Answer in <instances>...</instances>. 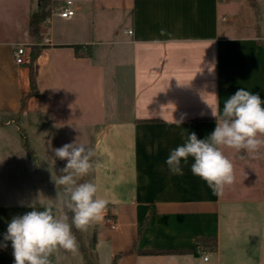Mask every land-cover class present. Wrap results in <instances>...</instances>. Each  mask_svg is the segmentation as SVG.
Here are the masks:
<instances>
[{"label":"crops","instance_id":"obj_1","mask_svg":"<svg viewBox=\"0 0 264 264\" xmlns=\"http://www.w3.org/2000/svg\"><path fill=\"white\" fill-rule=\"evenodd\" d=\"M53 1L61 7L68 0ZM71 1L75 16L53 14L36 40L30 32L36 0H0V116L11 117L0 124V155L9 156L29 188L24 200L0 204V264H14L11 241H4L13 217L32 205H52L59 214L63 195L54 181L67 161L56 158L54 149L75 141L94 149V171L84 179L109 201L93 228L99 264H113L115 257L117 264H203L205 254L208 264H264V148L247 155L257 157L258 174L220 195L192 174V157L182 162V176L171 175L165 163L188 133L205 139L214 131L212 110L219 118L238 89L264 101L258 1ZM108 43L121 46L124 62L98 51ZM77 44L92 45V56L77 57L71 47ZM18 46L26 50L25 65L16 64ZM34 47L40 49L39 95L30 97ZM126 85L129 103L115 100L108 109L109 95L123 96ZM181 118L177 126L174 120ZM233 150L223 149L227 157ZM109 220L117 223L115 230ZM198 239H216V251L198 247Z\"/></svg>","mask_w":264,"mask_h":264},{"label":"clouds","instance_id":"obj_2","mask_svg":"<svg viewBox=\"0 0 264 264\" xmlns=\"http://www.w3.org/2000/svg\"><path fill=\"white\" fill-rule=\"evenodd\" d=\"M212 70L210 66L209 71ZM212 115L216 118L214 131L205 139L187 132L184 142L170 151L165 163L171 175L182 176V162L186 165L192 157V174L220 195L235 181L233 162L223 149L259 154L264 148V101L259 94L241 88L224 102L219 118L213 110ZM174 122L180 126L183 118ZM54 154L67 161L54 181L57 187L62 186L63 196L57 195L62 211L57 214L52 205L43 210L32 205V211L12 218L4 241H11L14 264H53V257L61 250L75 254L78 244L73 227L86 231L91 224L102 220L107 210L109 201L97 195L98 186L91 181L80 182L94 171V149L75 141L54 149ZM210 258L205 254L201 260L208 264Z\"/></svg>","mask_w":264,"mask_h":264},{"label":"rangeland","instance_id":"obj_3","mask_svg":"<svg viewBox=\"0 0 264 264\" xmlns=\"http://www.w3.org/2000/svg\"><path fill=\"white\" fill-rule=\"evenodd\" d=\"M259 5L262 7V13H263V19H264V0H257ZM59 3L55 2V5L53 6L52 14L51 16L58 11L60 8ZM255 9V7L253 6ZM254 12L256 11V16H257V22L259 21V18L261 17V13L259 9L253 10ZM98 51L100 53L104 54L109 51H111L115 56L120 58L122 62L125 61V51L121 50V46L118 44H113V43H108V44H102L98 46ZM115 60V58H114ZM114 65H110L108 69V76L111 78V75L114 71ZM127 82L129 84L130 82V73L128 71L127 73ZM111 86V85H109ZM126 92L123 94V96L117 93H114V98L109 95L108 98V109H111L116 102L121 105L129 103L128 100L130 101V85H126ZM118 95V96H117ZM116 103V105H117ZM120 109V108H119ZM2 117H5V120L8 121L9 116H0V121L3 120ZM242 153H244L243 150H241ZM248 154H240L239 152L233 150V153H231V156L228 157L234 165V174H235V181L234 184L237 186H244V182L247 180L248 177L250 176H255L258 173L257 168H258V162H257V157L254 155V157H247ZM244 156L245 159H242L241 157ZM67 163V162H66ZM66 165V164H65ZM63 165L59 170H57V175H61V170L65 167ZM18 171L16 167L13 165L12 162L9 161V156L8 155H0V204L4 203H9V202H14L17 200H24L26 198V191L29 189L27 186L24 185L23 179L18 178ZM85 177L81 179L80 182H84ZM251 179H253L251 177ZM256 184L259 185V181H256ZM230 186H226V189H229ZM62 189V186H60ZM36 190V187L33 188V190ZM243 189V188H242ZM62 195H63V190H62ZM62 211V209H60ZM59 211V212H60ZM69 217L71 218V213H69ZM97 222H94L91 224L86 231H79L80 237L82 238V242L78 240V236L75 234L73 231V234L76 236L77 239V244H78V251L73 254L71 252H66L61 250L58 253V264H87L84 259V247L85 250L89 253L90 251L94 254V250L92 248V241H93V228L94 225ZM105 260V258H103Z\"/></svg>","mask_w":264,"mask_h":264},{"label":"trees","instance_id":"obj_4","mask_svg":"<svg viewBox=\"0 0 264 264\" xmlns=\"http://www.w3.org/2000/svg\"><path fill=\"white\" fill-rule=\"evenodd\" d=\"M37 8L31 15L30 20V32L32 36L38 40L39 39V29L41 23L46 21L48 18L51 17L53 6L55 5V2L53 0H36ZM77 57L79 58H90L93 53V47L92 45H82L77 44L71 46ZM40 49L37 47H34L31 51L30 55V61L28 63L29 67V80H30V88L31 91L29 93L30 97H37L39 95V88L37 84V67H36V60L39 56ZM25 102H22V110L24 107ZM11 117L8 118V120ZM3 120L0 121V124H4L7 122L5 120V117H2ZM75 234L78 236V240L82 242V238L80 237L79 231L73 227L72 229ZM198 247L202 249H210L211 251H216L217 249V240L216 239H198L197 240ZM93 248V247H92ZM84 259L87 264H99L97 256L94 252V254L90 251L89 253L85 250L84 247ZM184 252L182 251H147L143 254L148 255H161V254H182ZM113 264H117V257L114 258Z\"/></svg>","mask_w":264,"mask_h":264},{"label":"built area","instance_id":"obj_5","mask_svg":"<svg viewBox=\"0 0 264 264\" xmlns=\"http://www.w3.org/2000/svg\"><path fill=\"white\" fill-rule=\"evenodd\" d=\"M76 14V7L74 5V2L71 0H68L65 2L64 5H62L54 15H57L58 17L62 19H72ZM131 34L132 32L129 31ZM15 61L17 65H25L27 63L26 61V50L23 46H18L14 51ZM109 223L111 224L112 229H116L117 223L114 220H109Z\"/></svg>","mask_w":264,"mask_h":264},{"label":"water","instance_id":"obj_6","mask_svg":"<svg viewBox=\"0 0 264 264\" xmlns=\"http://www.w3.org/2000/svg\"><path fill=\"white\" fill-rule=\"evenodd\" d=\"M96 242H97L96 235H94L93 236V241H92V247H93V249H96Z\"/></svg>","mask_w":264,"mask_h":264}]
</instances>
